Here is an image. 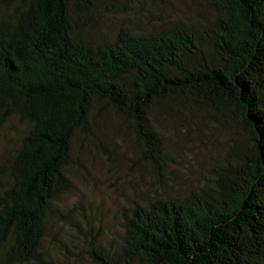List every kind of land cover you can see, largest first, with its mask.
<instances>
[{
    "label": "trees",
    "instance_id": "16d2710c",
    "mask_svg": "<svg viewBox=\"0 0 264 264\" xmlns=\"http://www.w3.org/2000/svg\"><path fill=\"white\" fill-rule=\"evenodd\" d=\"M214 18L149 33L120 28L114 40L81 36L94 0H0V128L28 126L0 167V264L40 263L55 200L70 188L74 136L92 105L124 118L142 155L163 171L151 117L179 101L222 112L235 137L225 162L183 197L122 211L118 247L98 239L92 264H264V0H209ZM158 173L159 175H161Z\"/></svg>",
    "mask_w": 264,
    "mask_h": 264
},
{
    "label": "rangeland",
    "instance_id": "374dc122",
    "mask_svg": "<svg viewBox=\"0 0 264 264\" xmlns=\"http://www.w3.org/2000/svg\"><path fill=\"white\" fill-rule=\"evenodd\" d=\"M93 20L81 36L112 41L120 28L149 33L175 22L199 27L213 20L209 0H94ZM151 122L162 139L165 159L158 172L142 155L133 130L113 111L92 105L89 123L71 144L67 167L69 190L49 215L43 257L32 264H92L89 245L98 239L118 247L122 211L155 198L183 197L204 185L246 134L222 112L173 101L156 107ZM28 126L11 119L0 128V167L9 165ZM160 173L161 175H159ZM9 183L0 170V190ZM4 248L0 246V259Z\"/></svg>",
    "mask_w": 264,
    "mask_h": 264
}]
</instances>
